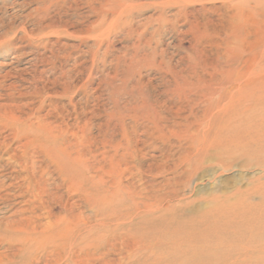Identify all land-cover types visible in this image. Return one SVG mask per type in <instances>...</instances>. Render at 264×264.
<instances>
[{"label": "rangeland", "instance_id": "1", "mask_svg": "<svg viewBox=\"0 0 264 264\" xmlns=\"http://www.w3.org/2000/svg\"><path fill=\"white\" fill-rule=\"evenodd\" d=\"M262 222L264 0H0V264H255Z\"/></svg>", "mask_w": 264, "mask_h": 264}, {"label": "bare ground", "instance_id": "2", "mask_svg": "<svg viewBox=\"0 0 264 264\" xmlns=\"http://www.w3.org/2000/svg\"><path fill=\"white\" fill-rule=\"evenodd\" d=\"M216 112V111H215ZM244 153H246V152H244ZM232 156V155H231ZM40 158V157H39ZM124 201V200H123ZM216 207H218V206H216ZM213 210V209H212ZM207 212H208V210H207ZM206 212V213H207ZM212 212V211H211ZM209 214V213H208ZM211 214V213H210ZM209 214V215H210ZM51 215V214H50ZM204 215H206V214H204ZM209 215H206V216H209ZM206 216H204V217H206ZM210 217V216H209ZM212 217V216H211ZM208 218V217H207ZM262 225H264V222H262ZM263 228H264V226H263ZM263 230V229H262ZM256 237H258V236H256ZM50 238V237H49ZM179 260V259H178ZM189 260V259H188ZM191 260V259H190ZM193 260V259H192ZM191 260V262H194V261H192ZM256 262H255V264H262V263H264V259H256L255 260ZM22 262V261H21ZM162 262V261H161ZM165 262V261H164ZM171 262V261H170ZM175 262V261H174ZM180 262H182V261H180ZM179 262V263H180ZM184 262H187V261H184ZM195 263V262H194ZM21 264V263H20ZM157 264V263H156ZM159 264V263H158Z\"/></svg>", "mask_w": 264, "mask_h": 264}]
</instances>
